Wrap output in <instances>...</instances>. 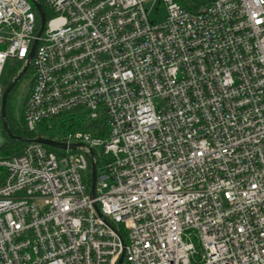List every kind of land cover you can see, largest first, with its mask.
<instances>
[{"label": "built area", "instance_id": "built-area-1", "mask_svg": "<svg viewBox=\"0 0 264 264\" xmlns=\"http://www.w3.org/2000/svg\"><path fill=\"white\" fill-rule=\"evenodd\" d=\"M150 1L47 0L25 126L81 114L104 135L0 158V264H264V0H159L162 23ZM35 10L0 0V128L2 75L29 60Z\"/></svg>", "mask_w": 264, "mask_h": 264}, {"label": "trees", "instance_id": "trees-1", "mask_svg": "<svg viewBox=\"0 0 264 264\" xmlns=\"http://www.w3.org/2000/svg\"><path fill=\"white\" fill-rule=\"evenodd\" d=\"M28 1H31V0H28ZM37 1L43 6V9H44L45 14H46V18L50 19L52 17V12H51L48 4H47V0H37ZM176 1L184 9H186V10H188L190 12L196 13V12L201 11L205 7L209 6L214 0H176ZM35 12H36V15H37V27H38V30H39V28H40V17H39V14H38V12L36 10H35ZM23 67H24V63L23 62H17L16 63L14 70H11L10 73H9L10 77L5 82V85L3 86L4 88L7 87L15 78L18 77V75L21 73ZM27 74H33L32 65H30V67L28 68V70L24 74V76H26ZM33 83H34V81L32 79V87H33ZM32 87H31V89H32ZM13 93L14 92L12 91L9 94V98H8L6 122L8 124L9 129L11 130V132L13 133L14 136L22 138V139H27V140H33V139H36L39 136L49 137V138H52V139H59L61 137V131L59 130V127L64 128L66 126V122L65 121L63 123H61L59 125V127L56 124L53 127V129L49 130V131L29 132L28 129L26 128V126H25V122H24V119H23V112H22V114L20 116L16 115V113L14 112V110L12 108L11 102H12L13 97H14ZM29 94H30V92H29ZM83 127L85 128L86 131L92 132V134H94L95 136H103L104 135V132H103L104 124H102V123H100V124L99 123L98 124L88 123L87 125H84ZM1 128H2V131H3L4 139H5V144L1 147L2 150H3V157L2 158L11 159V158L20 156L23 153V150L26 147L27 143L8 137V135L4 131L3 127H1ZM70 129L72 130L73 127H71ZM79 129H81V124L78 125V129H76V130H79ZM76 130H74V131H76ZM46 133H50L52 135L51 136H47V135H45ZM46 148L49 151H51V152H55L57 154L61 153V151L58 150V149H54V148H51V147H46ZM97 165L99 166V162L98 161H97ZM91 183H92V173H91V171H89L87 173V175H86V184H87V188L88 189L91 188ZM116 226L119 229L121 235L124 237V232H123L122 228L118 227V225H116Z\"/></svg>", "mask_w": 264, "mask_h": 264}, {"label": "rangeland", "instance_id": "rangeland-1", "mask_svg": "<svg viewBox=\"0 0 264 264\" xmlns=\"http://www.w3.org/2000/svg\"><path fill=\"white\" fill-rule=\"evenodd\" d=\"M146 9L149 11L151 22L162 23L165 21L167 17V9L159 0L148 2L146 4ZM16 63L17 62H15L14 60L8 61L7 67L5 68L1 79L2 86H4L5 82L9 79L10 77L9 73L11 70H14ZM32 79H33V74H27L18 82L17 86L13 90L14 97L11 104L16 115L20 116L23 112L25 101L32 87ZM64 121L66 122V126L64 128L59 127V125ZM52 123L53 125L56 124L58 125L59 130L61 131V135H65L68 132H72L78 129V125L80 124H81V130H85L83 126L87 125L89 121L86 120L83 117V115L79 114V115L62 116L59 119L53 120ZM71 127H73L72 130L70 129ZM40 132H44L43 128L40 129ZM45 135L51 136L52 134L46 133ZM0 136L4 137L2 128H0ZM2 157H3V150L0 147V158ZM197 249L200 251L199 246L197 247Z\"/></svg>", "mask_w": 264, "mask_h": 264}, {"label": "water", "instance_id": "water-1", "mask_svg": "<svg viewBox=\"0 0 264 264\" xmlns=\"http://www.w3.org/2000/svg\"><path fill=\"white\" fill-rule=\"evenodd\" d=\"M37 10V12L39 13V17H40V28L38 30L37 33V38L34 42V46H33V51L32 54L30 55L29 60L26 62L25 66L23 67L21 73L18 75L17 78H15L7 87L4 88L3 91V98H2V109H1V121H2V127L4 129V131L6 132V134L8 135V137L12 138V139H16V140H20L22 142L25 143H38V144H43L47 147H51L54 149H59V150H65V149H75L77 146L79 145H70L67 146L66 144L63 143H59L55 140L49 139V138H44V137H38L36 139L33 140H27V139H22L19 137H16L13 135V133L11 132V130L8 127V124L6 122V117H7V104H8V98H9V94L13 91V89L15 88V86L18 84V82L22 79V77L24 76V74L27 72L28 68L30 67V60L33 58L34 53L36 51L37 45H38V40L41 37L44 29H45V25H46V14L45 11L43 9V6L37 1V0H31ZM91 173H92V183H91V188H90V194L94 195L95 194V188H96V181H97V168L95 163L92 162V166H91ZM95 209L98 213V215L102 218V220L104 221V223L111 229L113 230L119 237L123 249H125V243L123 241L122 236L117 232V230L115 229V227L113 225H111L103 216V214L101 213V211L99 210V208L97 206H95ZM124 261V253L121 255L118 264H122Z\"/></svg>", "mask_w": 264, "mask_h": 264}]
</instances>
